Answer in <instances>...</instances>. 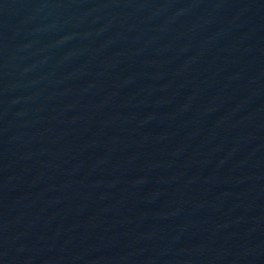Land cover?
<instances>
[{"label": "water", "instance_id": "water-1", "mask_svg": "<svg viewBox=\"0 0 264 264\" xmlns=\"http://www.w3.org/2000/svg\"><path fill=\"white\" fill-rule=\"evenodd\" d=\"M0 264H264V0H0Z\"/></svg>", "mask_w": 264, "mask_h": 264}]
</instances>
